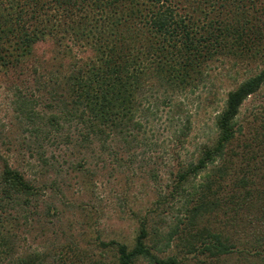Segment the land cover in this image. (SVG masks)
<instances>
[{
	"label": "trees",
	"instance_id": "16d2710c",
	"mask_svg": "<svg viewBox=\"0 0 264 264\" xmlns=\"http://www.w3.org/2000/svg\"><path fill=\"white\" fill-rule=\"evenodd\" d=\"M238 1L235 16L201 19L180 12L178 0H0V71L20 66L47 37L93 51L61 75L46 72L45 101L15 92L21 131L8 121V153L0 152V264H185L196 255L264 264V125L249 132L238 118L264 86V8ZM222 54L259 65L226 93L214 136L182 157L192 122L181 96L208 83L204 68ZM148 123L170 131L169 177L155 201L165 211L153 226L139 219L132 246L97 236L92 254L64 231L69 182L102 171L105 158L130 168ZM147 169L158 181L159 170Z\"/></svg>",
	"mask_w": 264,
	"mask_h": 264
},
{
	"label": "rangeland",
	"instance_id": "374dc122",
	"mask_svg": "<svg viewBox=\"0 0 264 264\" xmlns=\"http://www.w3.org/2000/svg\"><path fill=\"white\" fill-rule=\"evenodd\" d=\"M214 2L215 4L212 5L205 0H178L177 6L183 13H191L195 10L194 14L200 15L201 19L207 13L206 17L209 19L218 15L225 17L228 13L235 16V5L240 3L238 0H215ZM221 2L226 5L221 6ZM263 2L264 0L258 3L259 6H263L262 8H264ZM75 55L89 59L93 51L87 44H75L65 39L62 45H59L53 38L47 37L34 44L31 54L20 66L4 68L0 71L1 154L8 153V121L16 124V115L13 111L15 92L20 90L28 98L45 101L49 96L44 83L47 79L46 72L56 70L57 75L63 74L64 65L72 62ZM258 65L259 61L247 58L236 59L224 54L216 56L208 63L204 68L209 75L208 83H202L190 91L186 97L181 96V99H184V114L188 112L192 122V130L185 144L186 148L181 149L182 157L190 156L196 144L214 136V116L221 109L226 93L253 73ZM165 114L163 109L161 117L167 124ZM238 118L246 131L260 130L261 125H264V86L242 104ZM149 128H154V124L148 123L145 139L133 151L134 162L130 168L123 166L113 169L116 167L112 164L108 165L110 159L105 158L106 167L102 171H96L97 173L92 176L78 175L70 180L67 194L73 208L66 210L63 227L64 231L70 228L71 235L82 249L90 250L92 254L98 252L94 245L97 242L95 241L97 236L105 241L115 239L132 246L139 219L146 217L150 226L159 222L160 218H157L156 214H162L165 206L156 208L155 201L158 197L156 188H163L169 177L166 152L167 148L171 147V143L167 140V138L170 139V131L168 133L163 130L154 132ZM14 130L20 132L21 127L16 124ZM23 135L26 136V134ZM145 142H148L150 147L154 142V147L151 149L145 146ZM149 167L159 170L158 181L153 182L143 173ZM46 239L48 237H45ZM40 242L42 240H36V243ZM147 243H150V240ZM177 250L178 248L171 247L163 253H158V256L164 257ZM180 254L179 257H181ZM208 262L210 261L204 257L196 255L190 257L185 264H208ZM86 263L87 261H84V264ZM136 264L149 263L145 260H137ZM210 264L219 263L211 261ZM220 264H247V261H242L234 255Z\"/></svg>",
	"mask_w": 264,
	"mask_h": 264
}]
</instances>
